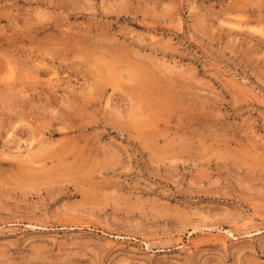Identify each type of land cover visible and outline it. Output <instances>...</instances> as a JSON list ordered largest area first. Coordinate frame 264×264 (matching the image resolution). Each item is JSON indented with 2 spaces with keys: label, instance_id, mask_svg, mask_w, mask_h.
Wrapping results in <instances>:
<instances>
[{
  "label": "rangeland",
  "instance_id": "obj_1",
  "mask_svg": "<svg viewBox=\"0 0 264 264\" xmlns=\"http://www.w3.org/2000/svg\"><path fill=\"white\" fill-rule=\"evenodd\" d=\"M0 264H264V0H0Z\"/></svg>",
  "mask_w": 264,
  "mask_h": 264
},
{
  "label": "bare ground",
  "instance_id": "obj_2",
  "mask_svg": "<svg viewBox=\"0 0 264 264\" xmlns=\"http://www.w3.org/2000/svg\"><path fill=\"white\" fill-rule=\"evenodd\" d=\"M139 73H140V72H138V74H139ZM135 74H136V73H135ZM139 75H140V74H139ZM136 76H137V75H136ZM141 76H142V75H141ZM141 76H139V77H141ZM134 77H135V75H134ZM140 85H141V87H142V84H139V87H140ZM98 86H99V87H98ZM103 86H104V84H103ZM105 86H106V85H105ZM137 86H138V85H137ZM97 87H98V89H97V88H96V89H97L98 92H99L100 90H101L100 92H103V91H104V89L101 88V86H100L99 84L97 85ZM141 87H140V88H141ZM99 88H100V89H99ZM135 88H136V86H135ZM102 89H103V91H102ZM133 89H134V88H133ZM137 89H138V88H136L135 90L137 91ZM135 90H133L134 93H135ZM138 90H139V89H138ZM141 90H142V89H141ZM139 91H140V90H139ZM137 93H138V91H137ZM139 94L141 95V93H139ZM142 94H144V93L142 92ZM135 95L137 96L138 94L135 93ZM140 95H138V96L140 97ZM138 96H137V97H138ZM141 96H142V95H141ZM31 142H32V141H31ZM31 142H29V143H31ZM65 144H67V143H65ZM29 145H30V144H29ZM31 145H32V143H31ZM68 145H69V144H68ZM68 145H67V146H68ZM27 146H28V145H27ZM32 147H33V146H32ZM28 149H29V148H28ZM28 149H27V150H28ZM30 149H31V148H30ZM30 149L28 150V151H29V154H31V151H32V150L30 151ZM26 152H27V151H26ZM36 155H39V154H36ZM26 156H27V153H26ZM37 157H38V156H37ZM224 244H225V242H224Z\"/></svg>",
  "mask_w": 264,
  "mask_h": 264
}]
</instances>
